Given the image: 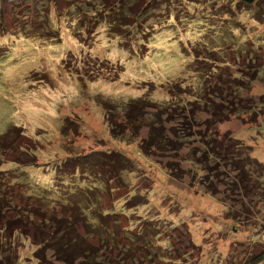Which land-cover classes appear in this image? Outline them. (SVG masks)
<instances>
[{
	"label": "rangeland",
	"instance_id": "374dc122",
	"mask_svg": "<svg viewBox=\"0 0 264 264\" xmlns=\"http://www.w3.org/2000/svg\"><path fill=\"white\" fill-rule=\"evenodd\" d=\"M260 2L248 7L231 0H0V135L13 125L21 127L13 134L14 147L0 151V217L10 219L0 229V264H38L34 255L40 234L33 225L38 216H27L41 207L50 217L57 205L53 200L62 194L59 188L65 195L75 188L73 195L81 198L97 191L99 209L107 206L115 213L105 218L103 228L111 240L107 243L104 236L99 244V233L89 239L109 260L125 259L121 248L131 243L129 236L136 237L138 247L152 242L165 256L160 264H241L264 250V0ZM227 48L234 50L230 56ZM218 49L217 61L238 56L232 67H220L218 73L247 78L240 91L245 101L225 104L241 111L218 128L226 144L225 162L235 156L242 160L225 167L222 182L215 177L207 183V176L190 172L188 166L194 165L185 161L183 152L194 139L175 158L150 148L142 154L148 131L144 118L138 115L134 126L126 113L113 115L112 121L102 104L113 101L118 113L130 100L158 104L176 99L163 85L180 80L197 88L191 67L196 53ZM98 149L131 158L127 167L133 174H122L123 187L117 180L108 191L107 183H101L103 170L93 173L89 163L103 156L95 153ZM26 150L42 165L14 161L16 153ZM69 157L82 164L67 180L57 176L50 162L56 159L58 167ZM61 178L66 184H60ZM85 183L89 186L79 187ZM35 196L45 200L37 202ZM134 200L146 202L140 214L116 212L114 202L128 209L127 202ZM80 232L85 234L83 228ZM135 261L141 264L137 257Z\"/></svg>",
	"mask_w": 264,
	"mask_h": 264
},
{
	"label": "trees",
	"instance_id": "16d2710c",
	"mask_svg": "<svg viewBox=\"0 0 264 264\" xmlns=\"http://www.w3.org/2000/svg\"><path fill=\"white\" fill-rule=\"evenodd\" d=\"M231 1L234 4L237 1L238 3L245 4L248 7H255L258 3H261V0ZM220 51L221 49L213 50L203 56H201V53H196V57L191 64V67L192 72L197 75L199 80V86L197 88L193 85H186L180 80L171 81L168 82L167 85H163L165 91L176 99L165 102H157L158 104H156V102H152V100L146 101L145 99H140L139 101L133 102L130 100L122 104L120 111L117 109L119 111L118 113L114 112L116 107L119 105L113 101L106 99L102 104L106 111V115L108 117L110 116L112 121H114V116H117V114L126 113L128 115L126 121L129 122L130 126H134L139 120L138 115H141V117L144 118L143 120H145L148 131L146 138L143 139L142 142L144 143L142 144L143 147H140L142 154H145L146 150L150 148L154 152L159 151L160 153H165V155L172 154L171 156L175 158L174 155L177 156L179 151L184 148L185 142L193 139L196 142L197 140L196 144L195 142H190L188 145V151H184L183 153L186 158V163L194 165L193 167L189 165L188 170L197 174V170H200L202 174L207 176V183L210 179H215V177L222 182L225 179L222 174V171L226 170L225 167H228L231 164L234 165L236 162L242 160L241 157L235 156V158L225 162V158H227L225 149L226 144L224 138L220 136L218 128L223 122H227L232 115H236L237 112L241 111L237 108V106H226L225 104L231 102L229 99L232 101H245L240 91L246 89L247 78L244 79V76L241 73L235 74L231 72L228 73L229 75L221 74V72L218 73L220 67H232L236 60H238V56H236L233 57L231 61L223 58V60L217 61L219 59L217 55ZM233 52V49L227 48L225 53L229 55V53L233 54ZM240 55L242 54L240 53ZM247 55L250 56V54ZM214 56L217 57V60L214 59ZM218 56L221 57V55ZM208 63L211 65L210 68H205L207 66H204L203 64ZM98 65L99 63H97V66ZM103 65L104 64H102L101 68H104ZM106 65L112 66L113 69L119 68L115 64L106 63ZM105 69L107 70V68ZM254 77V75H251L250 80L254 79ZM114 79L115 78H113V80ZM151 85H153L151 90L154 91L156 86L153 83ZM175 91L176 93H179L177 94L179 98L174 93ZM227 100L229 101L226 102ZM144 102H149L150 105L148 107H154L155 111L152 112L150 111L151 109L147 110V108L144 107ZM246 106L247 105L244 104L241 106V109H244ZM248 106L251 108L252 104H249ZM254 112H256V110H254ZM190 115H192V117ZM201 115L206 117L202 120L196 119ZM113 123L114 122H111V126ZM120 126L124 127L125 125L120 122ZM116 127L117 126H115L114 129ZM20 130V126L13 125L5 133L0 135L1 152L6 151L4 150V146L14 147L13 144H15V142L13 136L15 135L13 134L14 132ZM238 150L241 151V149ZM98 151L99 155L102 154L103 156L99 157L100 159L98 160H95L94 157L93 163H89L95 167V171H93V173H101V170H103V179L101 183H107L106 187H109L107 188L108 191L109 189L112 190L115 188L112 186L117 182V180L121 183L118 187H123L125 183L123 182L124 178L122 174L124 172H127L126 174L130 176L133 174V170H129L127 167L129 164L128 161H130L131 158L128 155L124 156L120 153L112 152L111 150V152H109L108 150L98 149L95 153ZM16 154L17 157L14 161L23 166L42 165L35 158V156L31 153L29 154L27 150ZM89 154L91 155L92 153ZM80 157L85 158L86 155H81ZM69 158L71 159L66 160L62 165L59 164L58 167L57 163H55L57 162L56 159L50 162H53V166L57 168V176L63 175L67 180L69 179L67 178L69 177L68 175H70L69 173L73 174L76 170V172H79L82 164L79 158ZM221 158L224 159L223 162L221 161ZM96 168H100V170H97ZM170 170L171 173H176L174 167H170ZM76 172L74 175L77 174ZM106 175L108 177H106ZM60 182V184H66V182L62 181V178ZM88 184L91 183L88 182ZM88 184H81L79 187L85 188L86 186H89ZM110 184L113 185L110 186ZM55 187L58 189L57 177ZM88 189L91 190L93 188L88 187ZM59 190L62 194H60L57 200H53V202H56L57 205H54L56 209L55 211L53 210L54 213H52L50 217L46 218L44 216L45 211L41 207L35 210V212L33 211L29 213L27 216L28 220H33L34 217L36 218V216H38L37 222H35L36 220L33 222V225H35L36 229L39 230L38 232L40 234V239L36 243L38 245V249L34 255L38 264H137L135 261L136 257L141 264H160L161 258L164 259L163 257L165 256H161L158 249L154 247L152 248V242V244L145 242L143 243V246L140 245L138 247V240H136V237L134 238L133 236H129L128 238L131 239V243L128 244L127 247L121 248L125 259L122 258V260H120V258H118L120 261L109 260L105 254L103 255V253L100 252L99 244H101V240L104 236L105 239L107 238L106 235H104L106 234L104 233L106 231L103 230L105 227V218H111L112 214L115 213H112L110 208L107 206L99 209L101 201L97 200L101 197L99 198L97 191H93L84 198H81L80 195H73V192L76 190L75 188L70 189L68 192H71L72 190L73 192L66 193V195L63 194V190L60 188ZM35 199H37V202L40 201L42 203L43 200H45V197L35 196ZM127 204L128 209H126V206L122 208L119 204L114 202V206L118 207V211L116 212H126L125 215H128V212H131L129 216L136 212H139L140 214L141 211L139 210L143 208V205L146 204V202L134 200L127 202ZM51 205L50 200L48 206L51 207ZM111 208L113 209V207ZM45 209H47V207ZM113 210L115 211V209ZM48 211L52 212L51 209ZM25 214H27V211H25ZM51 220L54 221L55 225L52 224L51 229H46V226L48 228L47 224L50 223ZM1 222L3 224L0 226V229H3L6 227V223H10V219L3 215L0 217V224ZM38 223L42 225H38ZM81 228H83L85 234L80 232ZM96 233L100 234L99 244L89 242V239L95 237ZM108 233L111 234V231H108ZM115 234L116 232L112 231L111 237L114 238ZM110 240V238H107V243ZM133 242H135L134 244L136 247L133 246L134 244L132 245ZM131 245L133 247H131ZM143 248L147 250L145 254H143ZM50 252H54L52 258L49 257ZM124 260L127 262H122ZM262 262H264V250L252 255L248 260L241 264H260Z\"/></svg>",
	"mask_w": 264,
	"mask_h": 264
}]
</instances>
